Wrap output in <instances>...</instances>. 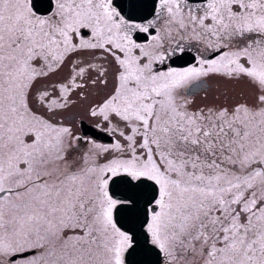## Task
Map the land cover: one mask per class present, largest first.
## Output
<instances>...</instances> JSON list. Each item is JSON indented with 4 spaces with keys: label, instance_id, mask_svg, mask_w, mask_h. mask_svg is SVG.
<instances>
[{
    "label": "snow or ice",
    "instance_id": "1",
    "mask_svg": "<svg viewBox=\"0 0 264 264\" xmlns=\"http://www.w3.org/2000/svg\"><path fill=\"white\" fill-rule=\"evenodd\" d=\"M0 264H264V0H0Z\"/></svg>",
    "mask_w": 264,
    "mask_h": 264
},
{
    "label": "flooded vegetation",
    "instance_id": "2",
    "mask_svg": "<svg viewBox=\"0 0 264 264\" xmlns=\"http://www.w3.org/2000/svg\"><path fill=\"white\" fill-rule=\"evenodd\" d=\"M197 95H200V93H198Z\"/></svg>",
    "mask_w": 264,
    "mask_h": 264
}]
</instances>
